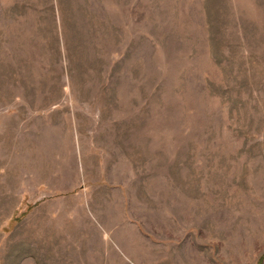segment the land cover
Here are the masks:
<instances>
[{"label":"rangeland","instance_id":"obj_1","mask_svg":"<svg viewBox=\"0 0 264 264\" xmlns=\"http://www.w3.org/2000/svg\"><path fill=\"white\" fill-rule=\"evenodd\" d=\"M202 2L0 0V264H264V0Z\"/></svg>","mask_w":264,"mask_h":264},{"label":"trees","instance_id":"obj_2","mask_svg":"<svg viewBox=\"0 0 264 264\" xmlns=\"http://www.w3.org/2000/svg\"><path fill=\"white\" fill-rule=\"evenodd\" d=\"M202 3L204 4L205 10H207V11H205V12H207V20H206V22L210 24L211 23V21H210V13H209V19H208V9H206V7H207V0H203ZM209 45H211L210 42H209Z\"/></svg>","mask_w":264,"mask_h":264}]
</instances>
